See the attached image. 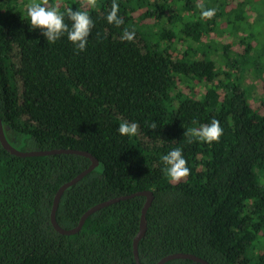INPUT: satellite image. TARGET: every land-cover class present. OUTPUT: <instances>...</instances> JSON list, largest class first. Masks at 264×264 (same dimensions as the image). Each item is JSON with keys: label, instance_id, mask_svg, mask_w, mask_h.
Segmentation results:
<instances>
[{"label": "trees", "instance_id": "16d2710c", "mask_svg": "<svg viewBox=\"0 0 264 264\" xmlns=\"http://www.w3.org/2000/svg\"><path fill=\"white\" fill-rule=\"evenodd\" d=\"M50 1L69 27L67 9L90 15L86 48L78 52L66 34L48 43L30 25L27 0H0V118L16 148L72 147L98 159L62 193L58 224L72 227L97 202L151 189L138 242L141 264L176 251L213 264H264V113L248 102L244 60L224 69L207 42L212 32L242 31L239 42L248 53L261 37L256 57L264 60L263 0H116L124 20L119 27L106 20L113 0H97L95 7ZM198 5L216 15L202 19ZM141 8L151 23L134 18ZM125 28L135 30L133 41L122 40ZM177 42L182 48L175 53ZM193 84L202 86L201 94L183 90ZM213 118L224 130L218 143L187 142V129ZM123 121L137 123L139 134L121 136ZM153 121L156 129L148 127ZM176 147L190 168L178 183L162 163ZM89 163L73 153L18 156L0 144V264H136L143 195L101 207L73 234L51 224L57 188ZM163 264L201 263L173 258Z\"/></svg>", "mask_w": 264, "mask_h": 264}, {"label": "clouds", "instance_id": "9594fccd", "mask_svg": "<svg viewBox=\"0 0 264 264\" xmlns=\"http://www.w3.org/2000/svg\"><path fill=\"white\" fill-rule=\"evenodd\" d=\"M87 2L89 6L95 7L97 0H87ZM48 4L49 0H42V2L31 0V3L26 6L27 16L30 18L32 29H41L48 43H55L66 34L67 39L75 46L78 52L84 51L94 27V21L90 15L86 11L67 9V18L72 22L71 27H69L65 23V14L60 13L56 7H48ZM198 7L201 8L200 15L202 19L211 20L216 15L215 8L204 9L203 5H198ZM106 20L109 24H114L117 27L124 23V20L119 15V5L116 0H113ZM121 38L129 42L133 41L135 30L125 28ZM148 127L156 129L157 124L153 121ZM118 132L121 136L135 137L139 134V125L135 122L123 121L118 127ZM223 134L224 130L220 125V121L213 118L210 124H201L198 128L187 129L184 136L188 138V143L200 141L211 144L213 142L218 143ZM162 163L164 165L163 171L172 182L178 183L190 175V168L187 166V160L183 156L180 147H176L164 155Z\"/></svg>", "mask_w": 264, "mask_h": 264}, {"label": "water", "instance_id": "95a60500", "mask_svg": "<svg viewBox=\"0 0 264 264\" xmlns=\"http://www.w3.org/2000/svg\"><path fill=\"white\" fill-rule=\"evenodd\" d=\"M0 144L2 145V147H4L11 154L18 155V156H36V155H50V154H56V153H73V154L84 155V156L89 157V159H90L89 165L86 168H84L83 170H81L79 173H77L71 179L63 182L57 188V190L54 194L53 203H52V207H51V211H50V221H51V224L53 225V227L55 228V230L61 234H73V233L79 231L80 228L82 227L85 219L87 218V216L90 215L91 213H93L94 211L100 209L101 207H104L106 205H109L111 203L117 202V201L122 200V199L131 198L135 195L145 196V201H144L142 209H141L139 229L133 238L134 259H135L136 264H141V262L139 260V255H138V242L143 237L145 230H146V211L149 208V206L151 205V202L153 200V192L151 189H140V190H136L134 192H131L129 194H122V195L110 197V198L105 199L103 201L97 202L94 205L90 206L88 209H86L82 213V215L80 216L76 225L69 227V228H65V227H62L61 225H59L57 220H56V209L58 207L60 197L67 187L76 183L85 174H87L88 172L93 170L99 163L98 159L87 150L77 149V148H72V147H53V148H49V149H36V150H22V149L16 148L6 138L1 118H0ZM173 258H187V259H191V260H194L196 262H199L201 264H213V263H210L206 259H204V258H202L196 254H193L190 252H183V251H176V252L168 253V254L162 256L154 264H163L167 260H170Z\"/></svg>", "mask_w": 264, "mask_h": 264}, {"label": "rangeland", "instance_id": "374dc122", "mask_svg": "<svg viewBox=\"0 0 264 264\" xmlns=\"http://www.w3.org/2000/svg\"><path fill=\"white\" fill-rule=\"evenodd\" d=\"M41 1V0H37ZM53 6H57V1H53ZM50 1V2H51ZM82 5H88L87 0H80ZM149 1H154V0H149ZM31 3V0H27V4ZM264 4L263 2H261ZM89 6V5H88ZM264 9V6H261ZM251 15L249 20H252L255 17V13L252 12V10L249 12ZM142 14V8L137 9L134 12V18L142 23H151L152 19L149 18H141ZM263 23L264 20L260 19L259 24ZM261 23V24H262ZM262 26H264L262 24ZM253 28V27H252ZM258 26L255 27L254 30L258 31ZM241 35H244L242 31L238 32L237 35L233 34H228L227 32H221V33H216L212 32L208 34L207 42L211 45V47H215V52L212 53L213 57L221 60V62H218V65H221L224 69L227 68V63L229 64L231 60L235 58H239L240 60H244L245 64L241 67V75L243 77L244 83L248 85L250 89V97L248 99V102L252 108L253 111L258 112V113H264V104L262 103L261 99L264 97V63H261V65L258 66L261 60L256 57V48L259 46V42L263 41L261 37L258 38V40H254L252 42L253 46L250 48L249 52L246 53L244 52L245 49V44L239 42V37ZM259 41V42H258ZM228 44V49L229 51H224L223 50V45ZM175 53H178L180 49L182 48V45L179 44L178 42L175 45ZM226 52V53H224ZM235 53H239L238 55H235ZM243 55V56H242ZM227 62L225 61V59ZM192 89H189L188 87H184V91L188 92L192 96L201 94L202 91L204 90L201 85L199 84H193ZM181 87V86H179Z\"/></svg>", "mask_w": 264, "mask_h": 264}]
</instances>
